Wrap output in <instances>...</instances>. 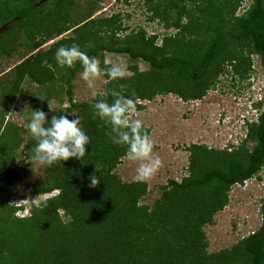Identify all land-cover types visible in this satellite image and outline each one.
Returning a JSON list of instances; mask_svg holds the SVG:
<instances>
[{
	"label": "trees",
	"instance_id": "16d2710c",
	"mask_svg": "<svg viewBox=\"0 0 264 264\" xmlns=\"http://www.w3.org/2000/svg\"><path fill=\"white\" fill-rule=\"evenodd\" d=\"M39 1L0 0V55L11 53L20 39L31 51L0 85V140L11 136L10 142L0 143V264H264V196L260 228L232 247L210 252L205 233V226L228 204L231 187L264 168V111L249 125L246 142L252 146L191 144L188 175L170 179L151 207L141 203L147 182H127L116 173L125 149L111 143L91 107L98 99L111 103L113 90L133 98L138 110L145 108L138 100L170 93L184 101L201 100L228 71L234 86L247 82L252 54L260 56L264 67V0H252L244 15H237L243 0H143L151 20H159L166 31L177 30L151 35L144 28L127 32L120 13L95 19L92 5L83 12L72 0ZM72 43L100 60L101 68L111 67L105 63L106 52L126 54L149 67L133 65L132 75L116 81L105 73V93L47 113L48 120L53 115L78 117L91 143L85 146L83 161L46 166L33 192L58 193L19 217L20 208L11 198L22 175L11 167L24 137L22 128L6 117L27 77L46 87L43 106L54 95L51 84L57 81L65 82L72 101V80L82 68L79 63L60 68L54 59L58 47ZM144 128L150 135L151 129ZM35 143L31 137L24 149ZM93 174L100 180L94 188L89 186Z\"/></svg>",
	"mask_w": 264,
	"mask_h": 264
},
{
	"label": "rangeland",
	"instance_id": "374dc122",
	"mask_svg": "<svg viewBox=\"0 0 264 264\" xmlns=\"http://www.w3.org/2000/svg\"><path fill=\"white\" fill-rule=\"evenodd\" d=\"M72 1L78 11L86 12L92 5V18L95 19L120 13L124 26L129 29L127 32H138L140 28H144L148 35L171 34L177 31L174 28L166 31L159 20H151L152 14L148 11L143 0H130L127 3L124 0ZM41 2L42 0L39 1V3ZM251 4L252 0H243L237 15H244ZM2 32L4 31H0V34ZM64 35L73 36L74 33L66 32ZM53 42V40L48 42L43 48H48ZM30 54L31 51L23 45V40L20 39L11 53L0 55V85L7 83L10 79L8 72ZM104 55L106 64L111 66L119 64L124 67L126 76L133 74L131 68L133 65H138L141 70H146L149 67L147 62L134 61L126 54L106 52ZM251 57L253 72L249 75L250 78L247 82L237 83V86H241L239 90L233 84L232 72L228 71L217 79L214 87L209 89L207 95L201 100L184 101L172 93L158 95L151 101L138 100V103L144 105L145 108L137 109L132 114V119H140L146 127L151 129L149 136L154 145L153 155L158 156L162 161L158 172L147 181L148 192L142 197L141 203L153 207L156 200L161 197L163 187L170 179L181 180L188 175L190 164L188 147L191 144L198 143L223 149L230 144L246 143L238 141V138L239 140L244 138L248 132L241 127L240 119L245 116L253 119L256 116L257 112L255 113L252 107L256 101L260 100V80H264V67L260 65V56L252 54ZM226 69L231 70L228 67ZM61 72L64 73V70ZM81 72H78L72 80V101L66 95L67 85L65 82L57 81L55 85L51 84L54 95L48 102L53 105L54 113L60 109L69 108L72 102L92 100L97 94L105 93L108 83L105 73H101L96 80L89 84L81 78ZM248 83L250 85L247 87ZM45 88L27 77L11 112L6 117L14 126L22 128L20 132L24 137V143L17 151V162L11 167L22 175L11 198V203L20 208L17 211L19 217L29 215L34 206L40 205L58 193L57 190L40 195L33 192L34 183L44 179L46 166L38 165L32 161L34 148L24 149L28 140L31 139V135L26 130L31 111L44 109L46 113H52L48 109V102L44 106L41 104L46 94V92L44 93ZM93 93L96 95L93 96ZM10 137V134L4 136L0 143L10 142ZM247 145L252 146L253 143L248 142ZM137 166L138 162L128 161L124 157L117 166L116 173L124 181L131 182L134 181ZM263 196L264 168L244 183H238L231 187L228 204L215 214L212 223L205 226L210 252L232 247L260 228Z\"/></svg>",
	"mask_w": 264,
	"mask_h": 264
},
{
	"label": "clouds",
	"instance_id": "9594fccd",
	"mask_svg": "<svg viewBox=\"0 0 264 264\" xmlns=\"http://www.w3.org/2000/svg\"><path fill=\"white\" fill-rule=\"evenodd\" d=\"M54 59L60 68L70 69L79 63L82 68L81 78L89 84L96 80L101 73H106L109 81L121 80L126 76V69L119 64L101 68L99 62L83 52L77 43L58 47ZM260 65L263 66L261 62ZM260 81L261 90L259 93L262 92L263 98L256 101L252 107V109L257 108L259 115L253 119L246 116L240 119L242 121L241 127L248 132L244 138H240V140L238 138V141H247L249 125L258 122L261 113L264 111V80ZM122 88L123 86H121ZM95 95L96 93H93V96ZM111 96L114 97L111 103L106 99H98L91 104L93 115L108 129L106 134L111 143L125 149V158L131 162H138L135 169V182H147L158 172L162 166V161L158 156L153 155L154 145L144 128L143 122L140 119H132V114L137 111L136 101L116 90L111 92ZM260 103L263 104L261 107L259 106ZM48 109L50 112H54L51 102H48ZM46 116L47 113L43 109L32 110L26 125L27 132L36 142L32 161L47 167L61 166L62 162L69 159L83 161L86 156L85 146L91 141L80 126L79 118L69 119V114H67L53 115L48 120ZM232 145L237 146L240 143L230 144L225 148H231ZM89 179V186L92 188L100 182L95 174Z\"/></svg>",
	"mask_w": 264,
	"mask_h": 264
},
{
	"label": "built area",
	"instance_id": "2783aa9c",
	"mask_svg": "<svg viewBox=\"0 0 264 264\" xmlns=\"http://www.w3.org/2000/svg\"><path fill=\"white\" fill-rule=\"evenodd\" d=\"M260 90H261V87H260ZM259 95H260L259 98L262 99L263 98L262 92H260ZM253 111L257 112L256 116L259 115V112H258L257 108H255V109L253 108Z\"/></svg>",
	"mask_w": 264,
	"mask_h": 264
}]
</instances>
